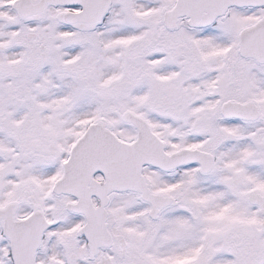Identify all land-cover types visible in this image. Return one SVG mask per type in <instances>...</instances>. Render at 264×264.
<instances>
[{"label": "snow or ice", "instance_id": "obj_1", "mask_svg": "<svg viewBox=\"0 0 264 264\" xmlns=\"http://www.w3.org/2000/svg\"><path fill=\"white\" fill-rule=\"evenodd\" d=\"M0 264H264V0H0Z\"/></svg>", "mask_w": 264, "mask_h": 264}]
</instances>
